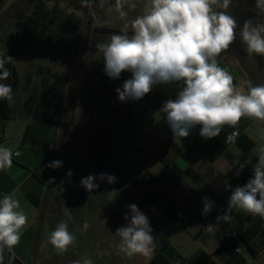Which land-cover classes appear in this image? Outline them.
<instances>
[{
	"label": "rangeland",
	"instance_id": "374dc122",
	"mask_svg": "<svg viewBox=\"0 0 264 264\" xmlns=\"http://www.w3.org/2000/svg\"><path fill=\"white\" fill-rule=\"evenodd\" d=\"M38 1L6 0L0 9V57L15 58L13 47L20 44L18 22L32 13ZM41 1L76 18L82 25L75 32L57 36L52 42L30 50L20 45L15 61L19 87L12 93L10 103L15 112L14 118L7 121L5 141L7 146L12 142L14 145L23 122L22 114L15 110L21 96L26 101L33 100L34 108L44 104L50 111H58L61 133L53 158L62 161V167L56 168L54 174L55 193L60 202L58 223L66 222L76 238L66 252L52 250L43 254L47 259L40 258L38 264L77 261L83 264L85 259L92 264H149L150 256L137 254L129 259L118 250L120 238L115 233L128 223L124 219L125 215H131L128 205H137L148 217L155 246L166 235L177 249L184 227L174 217V206L185 214L181 206L183 191L190 186L191 191L212 201L209 188H218L223 178L207 172L209 168L205 166L192 165L202 148L197 143L198 133L190 140V134L174 140L162 113L151 103V91L138 101H119L116 88L131 78L130 72H122L118 79H111L104 72V55L96 45L110 43L111 36L121 32L125 23L143 15L147 0H127L123 7L128 14L126 19L120 18L115 0ZM216 10L227 11L237 21L236 39L217 57L218 65L226 71L231 69L234 84L246 91L249 81L264 75V56H249L240 36L248 10L236 3L231 9ZM128 33L131 35V27ZM102 102L108 103L105 109ZM252 133L259 145L264 144V128L260 123L254 124ZM174 143L182 152L173 149ZM188 167L192 171L183 178L180 171ZM101 173L114 175L116 182L101 181ZM88 175L96 176L95 183L99 185L91 193L80 183ZM208 178L210 185L204 183ZM85 222L90 225L86 231L82 228ZM225 223L221 220L218 225ZM235 238L246 257L245 264H264V250L254 259L246 242L238 235Z\"/></svg>",
	"mask_w": 264,
	"mask_h": 264
},
{
	"label": "clouds",
	"instance_id": "9594fccd",
	"mask_svg": "<svg viewBox=\"0 0 264 264\" xmlns=\"http://www.w3.org/2000/svg\"><path fill=\"white\" fill-rule=\"evenodd\" d=\"M231 2L147 0L143 15L125 23L121 32L111 36L110 43L97 44L96 48L104 55V72L109 78L118 79L124 71L132 74L116 88L119 101H138L154 85L183 81L184 87L177 97L165 101L160 110L166 113L174 140L188 137L190 129L197 125L201 126V137L212 139L220 135L225 125L235 128L244 117L264 122V84L253 86L249 81L245 91L237 87L232 75L218 65L217 57L236 39L237 21L227 11H217L216 8L226 10ZM125 3L127 0H115L121 19L128 15L123 10ZM256 8L260 15H264V0H256ZM240 36L249 56H264V20H246ZM0 70V80L11 75L2 57ZM0 99L13 101L10 85L0 83ZM234 138V134L229 135L227 140L234 142ZM12 155L10 148L0 146V170L12 166ZM258 155L253 176L246 184L232 190L224 213L217 216L215 224L206 225L208 232H213L221 220L229 222L232 209L264 218V148L259 149ZM46 167H62V161H53ZM99 179L108 183L117 180L114 175L106 173H101ZM95 180L96 176L88 175L80 183L91 193L99 187ZM54 181L53 177L47 183ZM213 207L214 201L204 197L201 214L208 215ZM128 208L131 215L124 216L128 223L115 233L120 238L118 250L129 259L137 254L150 256L155 248V238L149 219L137 205L130 204ZM20 209L14 193L5 194L0 199V264H3L4 248L11 252L19 244L27 225L28 217ZM89 227L87 222L82 226L85 231ZM75 239L64 221L58 223L50 235V243L58 253L66 252ZM83 264H92V261L85 259Z\"/></svg>",
	"mask_w": 264,
	"mask_h": 264
},
{
	"label": "crops",
	"instance_id": "0c3cea01",
	"mask_svg": "<svg viewBox=\"0 0 264 264\" xmlns=\"http://www.w3.org/2000/svg\"><path fill=\"white\" fill-rule=\"evenodd\" d=\"M227 71L231 73V69L227 68ZM32 102L33 100L29 102L25 100V96H21L15 108L18 114H22L23 122L15 135L13 146L11 145L13 142L7 146L8 143L5 141V131L9 125L7 121L14 118L15 112L11 103V117L0 118V146L10 148L13 152L12 166L0 170V199L5 194L14 193V198L20 202V210L28 217L19 244L11 252L4 248L3 264H38L40 258L44 261L47 259L43 254L55 250L50 243V235L57 227L60 202L58 194L55 193L57 179L52 184L47 183L50 178L55 177L56 168L46 166L53 162L56 154L61 121L53 123L45 120L42 116L46 108L44 104L34 108ZM256 122L264 128V122L244 117L235 128L225 125L220 135L212 139L200 136V125L190 129L192 135L190 133L189 140L198 133L200 138L197 143L202 147L198 156L192 160V165L209 168L207 172L216 173L223 181L221 179L218 188H209L213 195L214 207L206 216L201 214L203 197L191 191L190 186L183 191L181 206L189 219V225L184 227L182 232V243L176 249L173 240L162 235L159 245L155 246L150 255L149 262L156 250L160 249L169 260V264H245L246 257L242 249L236 251L240 247H237L235 234L231 236L227 234V223L217 225L211 233L204 232V228L207 224L215 222L217 215L223 214V210L217 204L221 199L228 202L232 191L227 184L234 181L237 186H243L253 176V166L258 161L259 149L264 148V144L259 145L252 133ZM234 132H238L239 136L234 142H229L227 137ZM173 149L182 152L177 143L173 144ZM193 151L196 150H191V153ZM186 161L189 162V158H186ZM186 169L180 171L183 178H187L192 171L191 167ZM231 171L234 173L229 175ZM210 179L204 183L210 185ZM176 210L174 206V214ZM232 210L251 214L241 209ZM242 233L248 240L245 239L247 246L250 244L258 251L255 256L250 250L253 258H257L264 250V218L253 215L243 225Z\"/></svg>",
	"mask_w": 264,
	"mask_h": 264
},
{
	"label": "trees",
	"instance_id": "16d2710c",
	"mask_svg": "<svg viewBox=\"0 0 264 264\" xmlns=\"http://www.w3.org/2000/svg\"><path fill=\"white\" fill-rule=\"evenodd\" d=\"M6 0H0V9L5 4ZM18 37L20 44H16L13 47V51L16 54L14 59H5V68L11 73L8 79L0 80V83H4L6 85H10L12 88V93L17 91L19 87V78L17 75L15 61L20 53L18 48L20 45L25 50H30L41 43L44 42H52L53 39L57 36H63L70 32H75L80 29L81 22L76 18L66 15L60 9L50 8L44 1H38L32 10V13L28 17H21L18 22ZM2 72V70H0ZM251 84L253 86L264 84V75L258 76L256 79L252 80ZM184 87L183 81H176L167 84H157L154 85L151 92L153 93V98L151 103L154 108L158 111L161 110L165 101L169 99H175L178 95V92L181 91ZM145 97V96H144ZM108 103L102 102V108H106ZM163 115L165 122L167 123L166 113L160 111ZM42 116L45 120L60 123L61 117L57 110L50 111L48 107H46L42 113ZM11 117V106L10 102L6 99H0V118L1 119H9ZM168 125V123H167ZM254 146L252 143L251 147ZM250 149V148H249ZM234 172L231 171L229 175H232ZM231 191L237 187L236 182L230 181L228 184ZM218 206L224 210L227 208V202L225 200H219ZM229 215L231 216V220L227 222V234L238 235L245 242H247L246 236L242 233L243 225L249 221L253 215L252 214H244L242 212H234L230 211ZM247 241H246V240ZM248 248L253 252L256 256L258 251H256L252 245H248ZM149 264H169V260L164 255L163 251L157 249L154 256L151 258Z\"/></svg>",
	"mask_w": 264,
	"mask_h": 264
},
{
	"label": "flooded vegetation",
	"instance_id": "af4514ba",
	"mask_svg": "<svg viewBox=\"0 0 264 264\" xmlns=\"http://www.w3.org/2000/svg\"><path fill=\"white\" fill-rule=\"evenodd\" d=\"M250 1L254 2V4L253 5H249ZM250 1H248V0H232V2H231V4H230L228 9H231L233 7V4L235 5V3L239 7L244 5L245 9L248 10L247 13H246V15H247V19L246 20L252 19L253 21H255L257 19H261L264 15L258 14L259 10L256 8V0H250Z\"/></svg>",
	"mask_w": 264,
	"mask_h": 264
},
{
	"label": "built area",
	"instance_id": "2783aa9c",
	"mask_svg": "<svg viewBox=\"0 0 264 264\" xmlns=\"http://www.w3.org/2000/svg\"><path fill=\"white\" fill-rule=\"evenodd\" d=\"M234 137L237 138L239 136L238 132H234ZM234 138V139H235ZM18 155V153H16ZM175 219L177 220L178 223H180L183 227H187L189 225V219L185 214H183L181 211H175ZM204 232H208L206 227L204 228ZM236 251H240V248H237Z\"/></svg>",
	"mask_w": 264,
	"mask_h": 264
},
{
	"label": "water",
	"instance_id": "95a60500",
	"mask_svg": "<svg viewBox=\"0 0 264 264\" xmlns=\"http://www.w3.org/2000/svg\"><path fill=\"white\" fill-rule=\"evenodd\" d=\"M261 20H264V16L261 18Z\"/></svg>",
	"mask_w": 264,
	"mask_h": 264
}]
</instances>
